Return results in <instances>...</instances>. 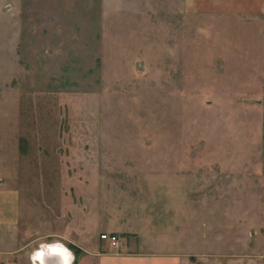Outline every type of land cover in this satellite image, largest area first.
<instances>
[{"label": "rangeland", "instance_id": "obj_1", "mask_svg": "<svg viewBox=\"0 0 264 264\" xmlns=\"http://www.w3.org/2000/svg\"><path fill=\"white\" fill-rule=\"evenodd\" d=\"M184 5L0 0V264L264 262L262 34Z\"/></svg>", "mask_w": 264, "mask_h": 264}, {"label": "crops", "instance_id": "obj_2", "mask_svg": "<svg viewBox=\"0 0 264 264\" xmlns=\"http://www.w3.org/2000/svg\"><path fill=\"white\" fill-rule=\"evenodd\" d=\"M184 1V11L189 15H203L210 19V22L216 21L218 18L221 20L234 19L240 20L246 24H252L253 27L259 26L260 33L262 34L261 56L264 72V0ZM118 245L119 247L123 246L122 243ZM80 250H82L81 254L76 258V261L73 264H186L174 254L166 255L160 251L142 252L139 250H132L125 252V250H122L120 252L112 247H104L101 249L100 246L99 248L96 246L93 249L80 247ZM55 257L57 258V261L46 259V264H62L61 258L59 256H54V259ZM262 264H264V262Z\"/></svg>", "mask_w": 264, "mask_h": 264}, {"label": "clouds", "instance_id": "obj_3", "mask_svg": "<svg viewBox=\"0 0 264 264\" xmlns=\"http://www.w3.org/2000/svg\"><path fill=\"white\" fill-rule=\"evenodd\" d=\"M59 256L62 264H73L75 254L66 245L56 241L52 244H41L29 256L31 264H46V258Z\"/></svg>", "mask_w": 264, "mask_h": 264}, {"label": "built area", "instance_id": "obj_4", "mask_svg": "<svg viewBox=\"0 0 264 264\" xmlns=\"http://www.w3.org/2000/svg\"><path fill=\"white\" fill-rule=\"evenodd\" d=\"M101 239L103 241L111 242L113 246H117L120 242L118 237L115 234L114 235L104 234L101 236Z\"/></svg>", "mask_w": 264, "mask_h": 264}, {"label": "trees", "instance_id": "obj_5", "mask_svg": "<svg viewBox=\"0 0 264 264\" xmlns=\"http://www.w3.org/2000/svg\"><path fill=\"white\" fill-rule=\"evenodd\" d=\"M75 250V253H76V257H78L80 254H81V251L79 249H74Z\"/></svg>", "mask_w": 264, "mask_h": 264}, {"label": "bare ground", "instance_id": "obj_6", "mask_svg": "<svg viewBox=\"0 0 264 264\" xmlns=\"http://www.w3.org/2000/svg\"><path fill=\"white\" fill-rule=\"evenodd\" d=\"M46 259H50V261H57V258L55 257V259H54V256H53V258L52 257H50V258H46Z\"/></svg>", "mask_w": 264, "mask_h": 264}]
</instances>
